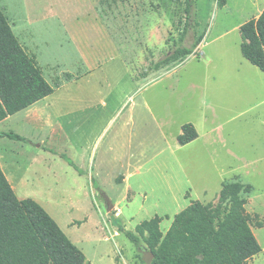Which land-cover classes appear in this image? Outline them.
Returning <instances> with one entry per match:
<instances>
[{"label":"rangeland","instance_id":"1","mask_svg":"<svg viewBox=\"0 0 264 264\" xmlns=\"http://www.w3.org/2000/svg\"><path fill=\"white\" fill-rule=\"evenodd\" d=\"M263 3L194 0L184 44L205 27L206 36L194 53L152 69L178 40L184 0H0L54 87L37 105L50 128L23 112L0 121L24 137L0 138L17 197L37 201L91 264H145L124 231L158 216L165 232L191 201L214 204L222 182L240 180L252 186L246 211L261 246L248 264H264V220L254 222L264 216V73L242 57L235 28ZM120 115L131 122L130 168L117 159L127 153ZM187 122L198 137L180 145Z\"/></svg>","mask_w":264,"mask_h":264},{"label":"trees","instance_id":"2","mask_svg":"<svg viewBox=\"0 0 264 264\" xmlns=\"http://www.w3.org/2000/svg\"><path fill=\"white\" fill-rule=\"evenodd\" d=\"M184 2V22L178 40L164 57L152 64V69L194 53L203 38L204 33L189 46L184 44L191 27L194 0ZM238 30L242 57L264 73V8ZM53 90L35 57L19 42L0 7V121L50 95ZM197 136L194 125L187 122L181 125L177 142L184 145ZM0 137L24 140L14 132L0 131ZM251 190L250 184L240 180L224 181L214 204L191 201L175 214L165 232L159 226L161 217L154 216L141 221L134 231L124 233L139 250L152 252L150 264H248L261 251L246 211V197ZM254 220L255 225L261 227L264 216L259 219L254 215ZM115 223L118 231L123 230L117 221ZM0 264H91L37 201L17 197L1 167Z\"/></svg>","mask_w":264,"mask_h":264},{"label":"crops","instance_id":"3","mask_svg":"<svg viewBox=\"0 0 264 264\" xmlns=\"http://www.w3.org/2000/svg\"><path fill=\"white\" fill-rule=\"evenodd\" d=\"M254 1H258V0H254ZM223 6V5H222ZM261 9H259V11H258V13L253 17V18H256L259 14H260V12L262 11V9L264 8V3H263V5L260 7ZM241 25V23H239V24H237L236 26H235V28H239V26ZM223 33H219L217 36H213V37H220L221 35H222ZM204 36H206V27H205V31H204V35H203V38H204ZM203 38H202V40H203ZM212 39V38H211ZM201 40V41H202ZM241 42V41H240ZM201 44V43H200ZM240 45V44H239ZM200 47V46H199ZM246 60V59H245ZM247 61V60H246ZM248 62V61H247ZM249 63V62H248ZM62 87H60V89H61ZM59 89V88H58ZM54 92V91H53ZM52 92V93H53ZM51 93V94H52ZM50 94V95H51ZM49 96V95H48ZM47 97V96H46ZM44 99H46L45 97L44 98H42V99H40L39 101H37V102H35V103H33L32 105H30V106H28V107H26L25 109H22V110H20V111H18V112H23L24 113V117H25V119L26 120H31V121H33V122H35V125H37V126H43V127H48V128H50V119H49V117H47L46 115H45V112H43V111H41V109H39V108H37V105L41 102V101H43ZM49 105V104H48ZM18 112H16V113H18ZM16 113H14V114H16ZM13 115V114H12ZM10 116V115H9ZM114 116L115 115H113V116H110L109 118H108V122H111V121H113V118H114ZM121 116V118H124V122H123V124H122V129H123V134L122 135H118L119 136V138L118 139H120V141L121 142H123V144L125 145V147H126V151H127V153H126V155H124V157L123 156H121L120 158L119 157H117V159H118V163H120L121 164V166L122 167H128V168H130L131 166H129V161H128V159H129V157H128V148H129V143H130V141H131V138H132V136H130V128H131V122L129 121V122H126L125 121V116L123 115H120ZM127 116V115H126ZM8 117V116H7ZM130 117V116H129ZM4 119H6V118H4ZM3 119V120H4ZM2 121V120H1ZM195 127V126H194ZM129 129L128 130V133L126 134V131H125V129ZM59 129V127L57 128V131H55L56 133H58V134H62L63 136L65 135L64 134V132H61V130L59 131L58 130ZM196 129V128H195ZM1 131V130H0ZM197 131V130H196ZM2 132H8V131H2ZM9 132H12V131H9ZM212 132V131H211ZM198 134V133H197ZM21 136V135H20ZM23 137V136H22ZM198 137V136H197ZM196 137V138H197ZM0 138H3V137H0ZM7 138V137H6ZM195 138V139H196ZM9 139V138H8ZM99 139V135H96L95 137H93L92 139H91V142H90V144H91V148H90V151H91V154H88V157H87V162H88V165L90 164V167L89 168H91V171H93L94 170V163H95V158H94V155H95V153H94V151H93V148H94V146H95V144H96V142H97V140ZM193 141V140H192ZM192 141H190V142H192ZM190 142H188V143H190ZM16 148V147H15ZM14 149V148H13ZM1 150H2V148H1V141H0V167H1V169H2V171H3V168L6 170V173H7V176H8V179H7V177H6V175H5V173H4V175H5V177H6V179L8 180V182L10 183V185H11V187H12V189L14 188L13 186H12V184L11 183H16V178H15V175L14 174H12V172L8 169V167H7V165H6V163H5V161H4V155H3V153H1ZM17 151V150H16ZM18 154H22V152H21V149L19 148V150H18ZM17 154V155H18ZM125 161H127L126 162V165L125 166H123V163L125 162ZM121 167V168H122ZM129 172V171H128ZM127 172V173H128ZM124 173V174H126L125 175V178H124V183H127V181L132 177V173ZM92 177V176H91ZM129 189V188H128ZM128 189H127V191H128ZM14 190V189H13Z\"/></svg>","mask_w":264,"mask_h":264},{"label":"water","instance_id":"4","mask_svg":"<svg viewBox=\"0 0 264 264\" xmlns=\"http://www.w3.org/2000/svg\"><path fill=\"white\" fill-rule=\"evenodd\" d=\"M105 198V202H106V206H107V210H110L113 207V204L110 200V198L106 195H103ZM142 254V260L145 264H150L152 259H153V254L152 252L148 251V250H142L141 252Z\"/></svg>","mask_w":264,"mask_h":264}]
</instances>
